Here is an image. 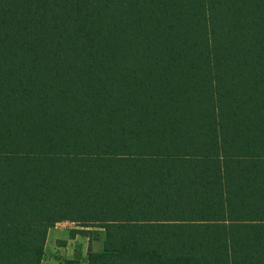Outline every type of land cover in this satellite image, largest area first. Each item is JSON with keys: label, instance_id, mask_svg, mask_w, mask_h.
Wrapping results in <instances>:
<instances>
[{"label": "trees", "instance_id": "obj_1", "mask_svg": "<svg viewBox=\"0 0 264 264\" xmlns=\"http://www.w3.org/2000/svg\"><path fill=\"white\" fill-rule=\"evenodd\" d=\"M63 221L88 264H264V0H0V264Z\"/></svg>", "mask_w": 264, "mask_h": 264}, {"label": "rangeland", "instance_id": "obj_2", "mask_svg": "<svg viewBox=\"0 0 264 264\" xmlns=\"http://www.w3.org/2000/svg\"><path fill=\"white\" fill-rule=\"evenodd\" d=\"M59 227L69 231L71 237H75L78 234L77 240H71V245L68 247L67 240H57L55 246L63 247L56 248L54 253L48 245L45 250V254L42 259V264H61L67 259H73L76 252L81 254L80 264H88L87 254L91 249L92 251H99L104 246L105 231L101 228L87 227L83 228L77 223L71 221H63L57 223ZM55 226V225H54ZM78 229H89L87 231H81ZM77 231H81L77 233ZM46 247V245H45ZM55 249V248H54Z\"/></svg>", "mask_w": 264, "mask_h": 264}, {"label": "crops", "instance_id": "obj_3", "mask_svg": "<svg viewBox=\"0 0 264 264\" xmlns=\"http://www.w3.org/2000/svg\"><path fill=\"white\" fill-rule=\"evenodd\" d=\"M58 223H60V222H58ZM77 237H78V234L74 238L71 237L69 234V231H66L65 229L59 227V225L56 223V225L51 227L48 231L46 242H45V245H46L45 248L47 249L48 245H50L51 250H53V252L55 253L57 247L63 248V247H59L58 245L55 246V243L57 242L58 239L69 241L68 242V247H69L71 245L70 241L71 240H77Z\"/></svg>", "mask_w": 264, "mask_h": 264}]
</instances>
